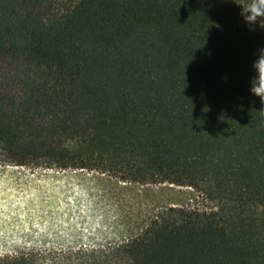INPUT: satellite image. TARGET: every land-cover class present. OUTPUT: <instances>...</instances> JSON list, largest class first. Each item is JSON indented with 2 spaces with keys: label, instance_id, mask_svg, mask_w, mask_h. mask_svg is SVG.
Wrapping results in <instances>:
<instances>
[{
  "label": "trees",
  "instance_id": "1",
  "mask_svg": "<svg viewBox=\"0 0 264 264\" xmlns=\"http://www.w3.org/2000/svg\"><path fill=\"white\" fill-rule=\"evenodd\" d=\"M262 47L232 0H0L2 163L188 185L217 205L170 206L98 256L50 264H264Z\"/></svg>",
  "mask_w": 264,
  "mask_h": 264
},
{
  "label": "rangeland",
  "instance_id": "2",
  "mask_svg": "<svg viewBox=\"0 0 264 264\" xmlns=\"http://www.w3.org/2000/svg\"><path fill=\"white\" fill-rule=\"evenodd\" d=\"M75 0H54L58 9H66ZM259 30V27H254ZM44 171L72 173L90 178L96 203L88 210L87 218L75 234L63 239H44L32 246L2 248L0 257L19 252H30L44 257L47 263L76 260L80 257L98 256L102 251L117 246L130 235L139 232L159 211L170 206H184L209 210L217 208L214 201L194 187L174 183L125 182L108 174L83 169H58L55 167L21 166L0 161V175L4 172ZM87 229V231H85Z\"/></svg>",
  "mask_w": 264,
  "mask_h": 264
},
{
  "label": "clouds",
  "instance_id": "3",
  "mask_svg": "<svg viewBox=\"0 0 264 264\" xmlns=\"http://www.w3.org/2000/svg\"><path fill=\"white\" fill-rule=\"evenodd\" d=\"M232 3L250 29H264V0ZM252 68L255 74L249 91L264 105V47L258 50ZM4 172L7 175H0V249L68 238L80 229L96 203L87 176L47 170Z\"/></svg>",
  "mask_w": 264,
  "mask_h": 264
}]
</instances>
